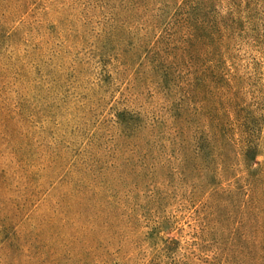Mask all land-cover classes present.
Wrapping results in <instances>:
<instances>
[{
  "label": "rangeland",
  "instance_id": "1",
  "mask_svg": "<svg viewBox=\"0 0 264 264\" xmlns=\"http://www.w3.org/2000/svg\"><path fill=\"white\" fill-rule=\"evenodd\" d=\"M0 264H264V0H0Z\"/></svg>",
  "mask_w": 264,
  "mask_h": 264
}]
</instances>
